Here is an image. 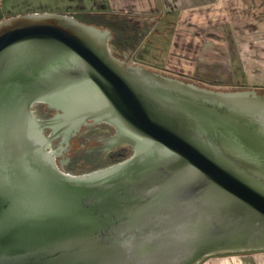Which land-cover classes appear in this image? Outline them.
I'll return each mask as SVG.
<instances>
[{
	"label": "water",
	"instance_id": "obj_1",
	"mask_svg": "<svg viewBox=\"0 0 264 264\" xmlns=\"http://www.w3.org/2000/svg\"><path fill=\"white\" fill-rule=\"evenodd\" d=\"M112 39L63 13L0 21V264H198L264 249V89L168 75L118 57ZM38 103L56 114L41 119ZM95 123L133 154L67 172L53 139L66 136L67 162Z\"/></svg>",
	"mask_w": 264,
	"mask_h": 264
},
{
	"label": "crops",
	"instance_id": "obj_2",
	"mask_svg": "<svg viewBox=\"0 0 264 264\" xmlns=\"http://www.w3.org/2000/svg\"><path fill=\"white\" fill-rule=\"evenodd\" d=\"M22 1L0 0V21L43 12L148 20L139 48L126 56L131 62L215 88L264 89V0H29L37 7L14 9ZM198 264H264V249L218 253Z\"/></svg>",
	"mask_w": 264,
	"mask_h": 264
},
{
	"label": "rangeland",
	"instance_id": "obj_3",
	"mask_svg": "<svg viewBox=\"0 0 264 264\" xmlns=\"http://www.w3.org/2000/svg\"><path fill=\"white\" fill-rule=\"evenodd\" d=\"M34 2H30L29 0L27 1H22L21 3L15 4V8H19L21 10H28L29 8H34L37 7L38 4H33ZM12 9V8H11ZM22 14V13H21ZM26 14V13H23ZM111 17V18H110ZM109 20H117V22H110L109 24H103L100 25L101 27H108L110 25L118 27L119 25L122 26V28H126L125 34L118 39H113L111 41L112 44V52L116 54L117 56L125 59L126 56H128V53L131 51V49L134 48V46L138 45L140 42V37L141 34H145L148 31V25L149 22L148 20H139L137 21L136 18H130V16H123V15H111ZM114 25V24H117ZM132 31V32H131ZM119 33L118 31H116ZM131 35V44L133 46H127L125 40L127 39V36ZM158 36V31L154 33L153 38L157 39ZM158 50L161 52L165 44H162L160 42ZM129 60V59H128ZM133 60V58L131 59ZM155 70H158L160 72H164L168 75L172 76H177L182 79H186L189 81H193L187 76L181 75L179 73H170L167 70H164V68H159L155 67ZM197 82V81H195ZM199 83V82H197ZM204 85V84H203ZM226 87V86H222ZM227 89H237V88H227ZM249 89V88H247ZM39 112L41 115L45 116H51L54 113V109L51 108L48 103H38V105L35 106V111ZM46 131V130H45ZM111 130L107 129L105 126H98V125H89V126H84L81 128L74 136L70 139V144H69V160L65 163V169L69 171V166L76 167V164L78 163L80 166L79 167H84L89 164H93L96 166V164L99 165H110L119 161H122L128 157H130L134 149L130 145H126L123 143H120L116 146H113L109 149H107L104 152H97V151H88L91 147H95L100 145V139L104 136H108L110 134ZM47 133V131H46ZM54 144L52 145V149L56 150L58 148V141L53 142ZM55 152V151H54ZM60 160L62 158H57V162L60 163ZM68 163H73L68 165Z\"/></svg>",
	"mask_w": 264,
	"mask_h": 264
},
{
	"label": "flooded vegetation",
	"instance_id": "obj_4",
	"mask_svg": "<svg viewBox=\"0 0 264 264\" xmlns=\"http://www.w3.org/2000/svg\"><path fill=\"white\" fill-rule=\"evenodd\" d=\"M113 22H117V21H113ZM111 24V23H110ZM113 25V24H112ZM112 25H110V26H108L111 30H112V33H113V39H116L117 41H118V39L120 38V37H122L124 34H125V29L124 28H122V26H118V23L117 24H114V25H117L120 29H121V31H122V34L120 35V34H118L117 32H115L114 30H113V27H112ZM132 32V31H131ZM131 35H128L127 36V39H129V40H125V42H126V44H127V46L129 47V46H133L132 44H131ZM112 39V40H113ZM111 40V41H112ZM111 41H110V47H111V50H113V48H112V44H111ZM114 52V51H113ZM115 53V52H114ZM116 55V54H115ZM119 57V56H118ZM125 59H128L127 57H125ZM200 84H202V83H200ZM205 85V84H204ZM206 86H210V85H207L206 84ZM211 87H213V88H215L214 86H211ZM218 89H223V88H218ZM51 108H53L51 105H49ZM54 110H55V108H53ZM56 110L54 111V113H53V115H51V116H44V117H40L41 119H44V120H46V119H49V118H51V117H53L55 114H56ZM93 125H98V126H105L107 129H110L111 130V132H110V134L108 135V136H104V137H102L99 141H100V145H98L97 147H93V148H90V149H88V151L90 152V151H93V150H95V151H97L98 150V152L100 153V151H105V150H107V149H109L110 147H112V146H115L116 144H119L118 143V141H117V138H116V134H117V132H116V129H115V127L114 126H112L111 124H108V123H95V124H93ZM87 126H89V125H87ZM83 128V127H82ZM45 130L47 131V134H49V133H51V132H53V129L51 128V127H45ZM73 136V135H72ZM71 136V137H72ZM71 137H69V138H71ZM56 141H58V148H56V150H54L55 151V154H56V159L58 158L57 156H59L58 154H59V150H61V149H63L65 146H66V144H67V138H66V136L64 135V134H60L59 136H57L55 139H53V141H52V145L54 144L53 142H56ZM127 145V144H126ZM61 146V147H60ZM60 163H62L63 164V166H64V164L66 163V161L65 160H60ZM70 164H73V163H68V165H70ZM80 165L77 163L76 164V167H72V166H69V171H67L66 169V171L67 172H70V173H72V174H78V173H83V172H87V171H91V170H94V169H99V168H101V167H106V166H108V165H99V164H96V166L95 165H93L92 163L91 164H89V165H87V166H84V167H79ZM64 168H65V166H64Z\"/></svg>",
	"mask_w": 264,
	"mask_h": 264
},
{
	"label": "trees",
	"instance_id": "obj_5",
	"mask_svg": "<svg viewBox=\"0 0 264 264\" xmlns=\"http://www.w3.org/2000/svg\"><path fill=\"white\" fill-rule=\"evenodd\" d=\"M111 15H103V14H101V15H89V16H86L85 17V19L83 20V21H86V22H89V23H94V24H97V25H102L103 26V24H109L110 22H113V21H117V20H109L111 17H110ZM110 17V18H109ZM113 27V30L116 32V31H118L119 33L118 34H122V31H121V29L119 28V27H115V26H112ZM146 34V33H145ZM145 34H141V37H140V39L141 40H143L144 39V37H145ZM141 40H140V42H141ZM140 42H139V44L138 45H136V46H134V48L132 49V51H136L138 48H139V46H140ZM134 51V52H135ZM38 105V104H37ZM55 111V110H54ZM36 112V115L38 116V117H44L43 115H41L39 112H37V110L35 111ZM46 132V131H45Z\"/></svg>",
	"mask_w": 264,
	"mask_h": 264
}]
</instances>
